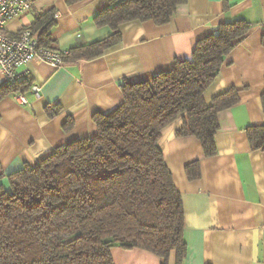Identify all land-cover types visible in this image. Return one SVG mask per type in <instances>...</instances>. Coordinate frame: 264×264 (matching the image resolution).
<instances>
[{
  "label": "crops",
  "instance_id": "obj_1",
  "mask_svg": "<svg viewBox=\"0 0 264 264\" xmlns=\"http://www.w3.org/2000/svg\"><path fill=\"white\" fill-rule=\"evenodd\" d=\"M113 0H32L13 21L20 34L38 15L55 11L56 51L69 52L107 38L109 27L95 17ZM250 25L244 40L226 57L206 100L236 88L240 102L219 114L217 154L204 155L195 137H178L183 117L162 131L160 146L182 196L186 255L182 264H264V151H253L246 129L264 125V0H186L167 24L131 22L120 28L121 43L102 57L56 68L34 60L20 69L29 88L22 106L14 94L0 99V176L35 166L56 149L95 138L96 115L108 116L124 101L126 80L167 73L177 61H191L197 44L227 23ZM6 83L0 75V88ZM32 86L41 89L38 98ZM198 162L201 177L189 180L186 166ZM114 264H161L142 249L113 248ZM172 252L169 264H177Z\"/></svg>",
  "mask_w": 264,
  "mask_h": 264
},
{
  "label": "trees",
  "instance_id": "obj_2",
  "mask_svg": "<svg viewBox=\"0 0 264 264\" xmlns=\"http://www.w3.org/2000/svg\"><path fill=\"white\" fill-rule=\"evenodd\" d=\"M185 2L113 0L94 19L111 34L70 50L64 61L100 58L121 43L123 25L167 24ZM55 24L51 10L24 30L36 35L41 47L57 50ZM249 31L245 22L227 23L197 44L191 61H177L167 73L126 80L123 104L108 116L94 117L95 138L56 149L37 165L7 176L8 184L0 176V264H114L113 248H139L161 264H169L176 252V263L182 264L185 212L160 146L162 131L183 117L177 136L197 138L206 157L217 154L218 116L240 102V91L231 88L210 102L206 93ZM28 88L25 81L5 84L0 99ZM246 133L252 150L264 151V125ZM186 175L199 179V163L187 165Z\"/></svg>",
  "mask_w": 264,
  "mask_h": 264
},
{
  "label": "built area",
  "instance_id": "obj_3",
  "mask_svg": "<svg viewBox=\"0 0 264 264\" xmlns=\"http://www.w3.org/2000/svg\"><path fill=\"white\" fill-rule=\"evenodd\" d=\"M32 6V0H0V75L7 84L16 86L25 76L20 69L34 60L48 63L56 68L63 67L64 57L68 52L48 50L41 47L39 38L30 30H24L18 35L9 33L13 21L26 14ZM31 91L39 98L41 89L32 86ZM19 104H28L24 93L14 94Z\"/></svg>",
  "mask_w": 264,
  "mask_h": 264
}]
</instances>
